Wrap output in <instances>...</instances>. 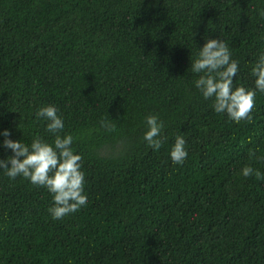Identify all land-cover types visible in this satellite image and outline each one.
Here are the masks:
<instances>
[{"label":"trees","instance_id":"obj_1","mask_svg":"<svg viewBox=\"0 0 264 264\" xmlns=\"http://www.w3.org/2000/svg\"><path fill=\"white\" fill-rule=\"evenodd\" d=\"M261 9L264 0H0V128L47 137L33 113L55 104L88 197L54 220L45 188L0 171V264H264V178L238 175L250 163L264 176V93L236 123L212 111L189 67L195 46L223 39L234 83L252 86ZM147 113L165 124L157 151L142 139ZM178 132L182 164L168 156Z\"/></svg>","mask_w":264,"mask_h":264},{"label":"clouds","instance_id":"obj_2","mask_svg":"<svg viewBox=\"0 0 264 264\" xmlns=\"http://www.w3.org/2000/svg\"><path fill=\"white\" fill-rule=\"evenodd\" d=\"M258 11L264 16V9ZM189 67L194 74V87L203 99L211 101L213 112L236 123L251 120L257 92L264 93V48L257 50L249 68L252 86L234 83L238 61L232 58L229 45L223 39L206 37L202 45L195 46ZM33 115L38 123H43L47 137L34 134L29 142H24L20 138H11L8 128H0V147L11 152L0 158V171L9 179L19 176L45 188L52 200L47 211L52 219L59 220L87 204L82 156L74 148L73 133L65 131L64 117L55 104H41ZM143 121V141L153 151L159 150L166 139L164 122L156 113L145 114ZM100 125L113 126L103 119ZM185 145L184 136L178 132L168 148L172 163L184 162L188 154ZM238 175L264 178L250 163L243 164Z\"/></svg>","mask_w":264,"mask_h":264}]
</instances>
